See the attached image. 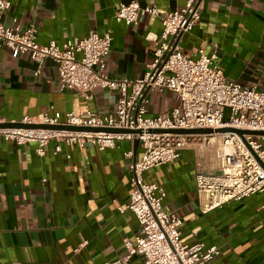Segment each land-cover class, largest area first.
Listing matches in <instances>:
<instances>
[{
	"label": "crops",
	"instance_id": "crops-1",
	"mask_svg": "<svg viewBox=\"0 0 264 264\" xmlns=\"http://www.w3.org/2000/svg\"><path fill=\"white\" fill-rule=\"evenodd\" d=\"M10 3L2 13L5 26L13 20L33 26L39 44L75 42L90 32H110V51L104 75L138 79L160 40L159 18L144 16L125 26L114 20L120 4L155 6L160 15L178 11L185 0H0ZM196 25L181 35L182 53L192 57L218 46V66L225 79L244 88H264V0H201ZM116 91L96 90L84 101L75 91L61 90L55 63L46 59L40 69L27 55L11 56L0 47V117L19 122L40 115L62 117L89 109L105 115L115 110ZM146 116L177 106L167 90L147 94ZM51 142L40 157L35 145L0 140V264H103L123 255L124 241L141 234L134 215L124 207L130 193L124 154L142 153L134 141L114 149L62 146L54 154ZM215 147L200 139L183 150L178 160L143 174L165 192L162 204L182 221L180 241L216 246L220 254L200 264H264V194L230 202L204 213L205 199L196 188L198 172H218ZM125 264H145L134 255Z\"/></svg>",
	"mask_w": 264,
	"mask_h": 264
},
{
	"label": "built area",
	"instance_id": "built-area-1",
	"mask_svg": "<svg viewBox=\"0 0 264 264\" xmlns=\"http://www.w3.org/2000/svg\"><path fill=\"white\" fill-rule=\"evenodd\" d=\"M201 0H185L178 11L159 14L155 6H141L137 2L120 4L114 14L117 23L129 26L144 16L159 18L162 26L160 40L154 42L153 57L141 78L112 79L104 75L105 57L110 51L111 35L90 32L75 42L54 41L39 44L33 26L22 28L14 19L5 26L2 13L10 3L0 1V47H6L13 58L27 55L40 69L51 59L57 69L61 90L75 91L84 101L96 90L116 91L119 95L115 110L100 115L86 109L78 114L24 117L19 122L29 125L109 128L140 133L77 132L51 129L0 128V140L15 145L33 144L42 157L49 143L54 142V154L62 146L84 148L93 145L99 151L114 149L120 142H139V158L132 152L124 156L132 159L128 166L130 193L119 213L131 212L141 234L125 240L124 253L103 264H125L134 255L145 264H200L219 256L216 246L202 242L184 245L180 241L181 219L170 212L162 201L164 190L154 183H145L143 174L151 169L176 162L183 150L200 139L215 145L214 157L218 172L200 171L195 176L197 191L205 199L202 210L210 212L230 202H240L264 194V136L221 129L264 132V88H244L225 79L218 66V46L206 54L198 49L192 57L184 55L178 41L190 31L200 18ZM164 90L172 92L177 106L154 117L146 116L147 94ZM6 123L0 117V124ZM210 129V135H179L173 130ZM164 130L165 133L149 131ZM264 210V203L262 205Z\"/></svg>",
	"mask_w": 264,
	"mask_h": 264
},
{
	"label": "water",
	"instance_id": "water-1",
	"mask_svg": "<svg viewBox=\"0 0 264 264\" xmlns=\"http://www.w3.org/2000/svg\"><path fill=\"white\" fill-rule=\"evenodd\" d=\"M0 128H26V129H51V130H67V131H77V132H105V133H140V131H129V130H120V129H109V128H87V127H70V126H46V125H29L22 123H2L0 124ZM152 133H165L167 131L164 130H153L149 131ZM170 133L179 134V135H210L212 134V130L210 129H193V130H173L168 131ZM217 132H232L242 137V135H254V136H264V132H253V131H242L235 129H221ZM139 142L137 140L134 141V149L138 147Z\"/></svg>",
	"mask_w": 264,
	"mask_h": 264
},
{
	"label": "rangeland",
	"instance_id": "rangeland-1",
	"mask_svg": "<svg viewBox=\"0 0 264 264\" xmlns=\"http://www.w3.org/2000/svg\"><path fill=\"white\" fill-rule=\"evenodd\" d=\"M214 147H215V145H214Z\"/></svg>",
	"mask_w": 264,
	"mask_h": 264
}]
</instances>
